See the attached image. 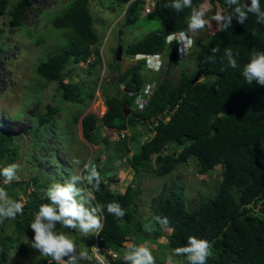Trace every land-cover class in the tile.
Instances as JSON below:
<instances>
[{"label": "trees", "instance_id": "16d2710c", "mask_svg": "<svg viewBox=\"0 0 264 264\" xmlns=\"http://www.w3.org/2000/svg\"><path fill=\"white\" fill-rule=\"evenodd\" d=\"M128 1L111 0L109 8L117 9ZM198 1L200 0H192V7ZM208 1H218L222 7L221 13L230 11L226 0ZM249 1L244 0L246 4ZM32 2L33 0H15L9 6V0H0V16H8V20L0 25V48L7 28H23L28 35H32V30L23 23L24 13ZM169 2L170 0H154V14L165 29L153 30L127 44L124 51L128 56L165 51L169 54L168 64H178V43L176 40L167 43V35L187 27V15L191 8L176 12L164 7ZM90 3L91 0H69L63 7L59 6L58 10L47 11L49 15H54L51 16V27L70 31L72 36L65 45L48 54L36 70L46 83L58 82L62 99L79 107L73 113V123L94 96V92L85 91L86 82H64L65 78L70 80L69 65L85 62L92 54L99 55L100 38L94 27ZM261 6L264 8V0H261ZM214 47L219 49L215 55L211 51ZM226 49L239 54L236 58L240 68L228 67L224 57ZM254 51H264V24L257 23L252 14H249L244 24L233 19L231 27L222 31L218 27L203 47L192 50L185 61L180 63L182 69L177 85L171 84L167 78L159 81L154 95L143 109L133 107L134 98L127 97V92H139L142 89L145 77L141 71L143 64L139 62L119 74L118 79L124 84V90L113 95L103 92L107 109L101 119L98 120L90 113L82 118L81 124L86 137L89 136V131L99 128L98 122L111 131L134 129L141 122L149 123V132L154 131V134L146 138L140 150L133 146V149L126 147L119 151V155L126 156L125 169L128 170L129 167L134 175L140 173L144 163L153 166L154 162L158 168L154 172L157 176H163L175 170L178 164L187 162L190 157L197 162L196 170L200 174L214 170L218 164L223 165L217 191L203 198L196 209H187L183 189L177 188L161 194L149 216L152 222L156 216L167 218V225H156L155 230L159 234L163 233L160 226L170 230V234L165 235L167 246L173 250L186 244L190 235L210 241L213 246L212 255L207 264H264V214L253 210L256 203L264 204V86L255 82L248 85L241 76L243 65ZM188 60L193 62L192 74L185 71L184 65ZM110 66L118 69L119 62L115 61ZM92 67L93 62L87 68L90 74ZM198 72L201 73L200 77L192 83ZM125 106L130 108L127 116L124 114ZM59 110V106L47 103L46 112L39 114L33 121V130L37 129L39 133H43L42 137H46L49 122ZM42 124L44 129L41 128ZM62 131L59 129L57 133L56 130L55 134L62 138L68 137ZM132 139L133 137L130 142ZM11 142V136L0 133V158L5 154V146ZM118 144L119 142L116 143ZM166 148H172V151L163 153ZM154 154L156 157L153 159ZM112 165L113 162H110V167ZM39 186L40 180L37 178L33 179L32 184L20 179L9 186L0 185L6 187L13 199L21 201V197H24L25 205L23 214L12 220V233H5L0 226V264H8L9 249L17 245L22 246L20 253L27 255L23 249L26 243L21 237H28L31 244L34 233L29 224L39 206L49 203ZM108 186L102 179L99 189L94 190L93 203L106 206L107 203L116 201L126 214L122 218H116L109 215L105 207L103 230L94 240L89 238L88 247L97 246L102 252L111 249L117 254V258L107 257V261L111 264H123L121 256L127 249L126 238L135 236L142 228L132 212L135 197L132 184L127 183L123 191L115 194ZM67 231L70 234L78 232L72 229ZM154 238L157 239V235ZM72 239L74 242L83 240L81 236ZM50 262L56 264L49 257H41L34 264Z\"/></svg>", "mask_w": 264, "mask_h": 264}, {"label": "rangeland", "instance_id": "374dc122", "mask_svg": "<svg viewBox=\"0 0 264 264\" xmlns=\"http://www.w3.org/2000/svg\"><path fill=\"white\" fill-rule=\"evenodd\" d=\"M67 1L69 0H33L23 17L25 27L32 30V35H28L23 28H7L6 33L3 34V46L0 48V133L11 136L12 142L5 146L6 151L0 158V165L9 162L18 163L21 167V179L31 184L34 178L40 180L39 190L44 196H46V190L51 183L63 182L71 175H83L85 164L96 166L104 183L109 185V190L114 194L123 191L127 183L132 184L135 194L132 212L142 230L136 232L135 236L126 238L127 249L122 253L121 259L131 245L142 244L152 250L156 264H186V257L174 256L173 249L167 246V242L161 234L156 233V230L153 231L155 233L145 234L143 226L152 222L149 220V216L159 196L168 193V191L177 190V188L183 189L187 209L191 211L196 209L203 198L217 191L223 165H216L214 170L200 174L196 170L197 162L190 157L187 162L178 164L175 170L163 176H157L156 172L153 173L154 166H149L146 163L140 173L134 175L129 167L128 170L125 169L126 158L123 159V156L119 155V151H123L126 147L133 149V146L134 149L139 147L138 150H140L144 138L151 130L149 123L141 122L138 128L129 129V135H133L132 141L130 142V137L125 138L118 145L111 142L108 135L106 136L109 142L100 145L91 144L83 136L80 124L82 118L88 113L95 114L99 119L105 108H102L101 98H97V92L105 91L107 95L120 92L121 89L117 81L119 74L135 63L123 49L119 68L111 67L110 65L115 62L116 47L122 45L124 48L128 43L142 38L150 31L165 29L164 25L153 13L143 15V5L140 2L136 3V0H129L127 3L119 5L117 9L109 8L111 0H91L89 9L94 18L95 30L101 40L99 42L100 54L98 57L95 56L96 59H94L93 67L90 70L92 74L87 71L91 62L73 63L69 65L70 80L65 78L64 82H86L85 91L94 92V97L73 123V113L78 111L79 107L62 99L57 86L58 82L46 83L36 73L40 62L45 60L48 54L65 45L72 36L70 31L51 27V16L54 15L47 13L48 10H58V7H63ZM14 2L15 0H9V6ZM193 9L206 10L205 18L208 21L205 28L195 33L189 31L194 43L191 48L200 49L209 40L212 32L218 28L212 17L221 13L222 9L217 3L210 4L207 0H201L189 11L187 22ZM7 20V15L0 16V25ZM109 28H111L110 33H108ZM120 30L122 31L121 35H119ZM36 38H41L44 41L39 42ZM104 38L106 42L102 49ZM183 61L185 60L179 61L178 65L168 64L166 55L161 72L142 69L144 81H161L166 77L171 84L177 85L182 69L180 63ZM184 66L188 74L194 72L191 60L186 61ZM47 103L59 106L60 110L54 113L52 121L49 122L46 137H42V132L41 134L37 129L33 130V121L39 114L46 112ZM44 127L42 124L41 128L44 129ZM59 129L63 130L62 134L65 133L68 137L62 138L55 134L56 130L59 133ZM100 136L102 137L104 134L100 133ZM167 151H172V148H166L163 153ZM109 160L113 162L111 167ZM0 185H4L3 177H0ZM21 201L24 203V197H21ZM260 207H264V204L256 203L253 210L257 211ZM0 226L5 230V233L13 232L11 219L3 220L0 222ZM57 227L66 231L71 238L81 236L83 239L75 241L78 251L87 253V257L82 259L79 264H102L97 261L102 255L101 252L97 254L94 245L91 248L88 247L89 238L94 240L97 234L86 236L79 232L70 234L67 229ZM155 235H158L157 239L154 238ZM21 239L26 243L23 249L27 255L24 256L20 253L19 249L22 248L20 245L10 248L8 264H34L44 257L31 246L28 237L22 236ZM61 263L63 264V262ZM104 264L111 263L104 261Z\"/></svg>", "mask_w": 264, "mask_h": 264}, {"label": "clouds", "instance_id": "9594fccd", "mask_svg": "<svg viewBox=\"0 0 264 264\" xmlns=\"http://www.w3.org/2000/svg\"><path fill=\"white\" fill-rule=\"evenodd\" d=\"M216 3L221 7V4L218 1ZM152 4L153 11L149 14H144L142 9L143 15H150L152 13L154 14V0H152ZM226 4L230 9L228 13H217L212 17V19L216 21L217 26L221 31L231 27L233 19H235L240 24H244L248 19L249 14L255 15L257 23L264 24V8L261 6V0H250V3L247 4L244 2V0H226ZM164 7L175 10L176 12H181L185 8H192V0H170L169 3L164 5ZM205 17L206 10L193 9L188 18V27L177 32L168 33L167 43L173 40H176L178 43V62L185 60L186 56L192 50H194V47L191 48V45H194V43L189 31L195 33L198 30L205 28L206 24L208 23ZM110 31L111 28H109L108 33H110ZM121 34L122 31L120 30L119 35ZM99 42H101V40ZM105 42L106 39L104 38L101 46L102 49L104 48ZM125 48L126 46L123 49L125 50ZM181 50L187 52L183 56H180ZM211 51L215 55L219 52V49L214 47L211 49ZM166 55L169 62V54L165 51L150 54L137 53L131 57V60L135 62L134 64L142 62L143 69L149 70L151 72H161L164 66ZM238 55V53L234 54L232 49L225 50L224 57L227 60L228 67L231 69H238L241 67L236 58ZM95 56L98 57L99 55L97 56L96 54H92L85 62H94V59H96ZM116 62H120V60ZM172 64L178 65L177 63ZM152 65H155L156 68H153ZM241 76L243 77L244 82L248 85H252L253 82H255L260 86H264V51H254L250 54L248 62L242 67ZM117 81L119 82L118 79ZM158 82L159 81L157 80H147L143 82L142 89L139 92L129 91L133 93L131 96H129L127 93V97L134 98L133 107L137 106L143 109L154 95ZM151 83H155L153 94L148 99H146V103L143 106H139L136 103L135 98L138 95H142L141 97L146 98V95H143L142 90L147 84ZM98 84L100 85V82ZM121 86H124V84L119 82L120 89L124 90V88ZM97 98H101L100 104H102V108H105V110L99 116V119H101L107 109L105 104L106 96L101 91V93L97 92ZM124 108L125 112L128 109L130 113V108L126 106ZM93 115L95 116V114ZM98 127L99 128H97L96 131H92L99 142L98 145L109 142L106 135L110 137V141L114 144L125 140V138L133 137L132 134L129 135V128L111 131V129L108 127L101 125L100 122H98ZM100 133H103L104 136L101 137ZM153 134L154 131L149 132L144 138V141L147 137H151ZM83 136L88 142H90L88 139L89 136L86 137L84 132ZM90 143L93 144L92 142ZM154 157H156V154H154L153 159ZM124 158H126V156H123V159ZM152 164L154 166L153 169L157 168V165L154 162ZM154 171L155 170H153V173H155ZM20 172L21 167L16 162H9L0 165V177H3V184L5 186H9L13 182H19L21 179ZM101 180L102 178L100 172L97 170L96 166L92 164H85L83 175H71L69 179L64 180L63 182H53L49 185L46 190V197L49 203H42L39 206L38 211L35 213L34 218L29 224L31 230L34 233V236L31 240V246L37 249L41 256L51 257V261H55L56 264H61V262H63V264H79L82 259L87 257V253L78 251L76 243L69 236V234L66 231L58 229L57 226L59 225L62 229L76 230L85 236L88 234L98 235L103 230V214L105 207L109 215H112L116 218H122L125 216V210L116 201L109 202L106 206L93 203L95 201L94 190L99 189ZM90 188L92 190H89ZM24 207L25 205L22 201L13 199L9 196L6 187H0V222L5 219L15 220L18 215L23 214ZM167 223L168 220L166 217L156 216L154 217V222L146 223L143 226L144 231L147 233H152L155 230L156 225H167ZM160 228L163 230L161 236L167 242L165 234L169 235L170 230L166 229L164 226H160ZM212 247L213 246L211 242L207 239L190 235L187 238L186 244L176 247L173 250V255L186 257L187 264H207L208 258L212 255ZM96 250L97 254L98 252H101L100 254H102L100 258L97 259V261L101 262L102 264H104V261L108 262L107 257L112 259L117 258V254H115V252L111 249H105L104 252H102V250L96 246ZM122 259L125 264H156L152 250L142 244L131 245L129 250L123 254ZM169 259L171 260V257H169Z\"/></svg>", "mask_w": 264, "mask_h": 264}, {"label": "built area", "instance_id": "2783aa9c", "mask_svg": "<svg viewBox=\"0 0 264 264\" xmlns=\"http://www.w3.org/2000/svg\"><path fill=\"white\" fill-rule=\"evenodd\" d=\"M142 5H143V13L144 14H149L153 11V4H152V0H139ZM187 51H180V56H183ZM156 65V64H155ZM155 65H152L153 68H156ZM122 88H124V86H121ZM155 89V83H151V84H147L144 89L142 90L143 95H146V98L141 97L142 95H138L135 98L136 103L139 106H143L146 103V99H148L154 92ZM129 96L133 95L132 92H127Z\"/></svg>", "mask_w": 264, "mask_h": 264}, {"label": "water", "instance_id": "95a60500", "mask_svg": "<svg viewBox=\"0 0 264 264\" xmlns=\"http://www.w3.org/2000/svg\"><path fill=\"white\" fill-rule=\"evenodd\" d=\"M112 9H115V7H113ZM122 49H123V48H122L121 45H119V46L117 47L115 61H119V60H121ZM200 75H201V73L198 72V73L194 76V78H193V80H192V83H195V81L200 77ZM128 113H129V110L127 109L126 112L124 113L125 116L128 115ZM88 139L90 140V142H92V143L95 144V145H98V143H99L98 140H97V138L95 137V135H94V133H93L92 131L89 132V138H88ZM259 211H260L261 213L264 214V208H262V209L260 208Z\"/></svg>", "mask_w": 264, "mask_h": 264}, {"label": "bare ground", "instance_id": "6f19581e", "mask_svg": "<svg viewBox=\"0 0 264 264\" xmlns=\"http://www.w3.org/2000/svg\"><path fill=\"white\" fill-rule=\"evenodd\" d=\"M250 2V1H249ZM260 209V208H259ZM259 209H258V211H259ZM262 209V208H261ZM260 212V211H259Z\"/></svg>", "mask_w": 264, "mask_h": 264}, {"label": "crops", "instance_id": "0c3cea01", "mask_svg": "<svg viewBox=\"0 0 264 264\" xmlns=\"http://www.w3.org/2000/svg\"><path fill=\"white\" fill-rule=\"evenodd\" d=\"M157 17V16H156ZM161 21V20H160Z\"/></svg>", "mask_w": 264, "mask_h": 264}]
</instances>
